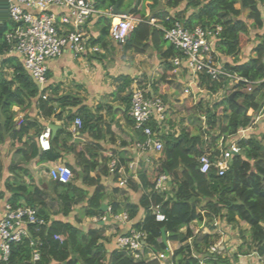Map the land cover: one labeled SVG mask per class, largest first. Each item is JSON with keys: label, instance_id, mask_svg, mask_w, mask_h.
<instances>
[{"label": "trees", "instance_id": "1", "mask_svg": "<svg viewBox=\"0 0 264 264\" xmlns=\"http://www.w3.org/2000/svg\"><path fill=\"white\" fill-rule=\"evenodd\" d=\"M0 3V144L9 138L15 151L10 162V171L20 169L36 159L38 163L53 162L61 157V153L71 151L75 158V166L79 168L73 172V180L69 184L52 182L50 191L55 198L49 197L47 192L36 187L27 188L20 181L19 174L5 182L6 190L11 194L8 202L14 207L27 206L37 211V217L44 221L42 226H28V237L11 245L9 260L6 264H103L106 260V249L99 229L88 233L78 229L75 225L52 219V216L68 218L75 207H80L79 216L75 223L79 224L82 218L102 216L104 214L103 201L105 189L100 184L99 178H92L90 173L98 167L97 155L92 154L88 146L81 148L75 142H70V134L65 131L57 132L50 137V149L42 151L34 138L43 132L36 121L24 120L20 126L14 124V112L12 108L19 106L28 109L31 101L36 99L37 109L47 117L54 112L53 101L50 97L42 100L43 92H39L37 84L23 69L17 57L9 56V45L5 41V35L15 25L11 22L6 11L5 0ZM116 0H97V6L102 7L106 3H115ZM186 2L185 12L177 13L173 17L162 16L163 29L170 28L174 22H179L187 29L195 27L213 28L221 27V33L215 46L216 52L224 58H234L231 63L225 64V69L250 82H258L251 92H247L244 85L239 84L232 98L224 99L212 104L198 102L193 105L189 113L190 121L200 122L202 114L207 117V129L194 125L197 134L182 132L178 137L168 135L164 138L162 159L159 168L154 171V178L142 177L145 186L151 188L155 177L160 173H167L178 182L174 197L163 206L166 221L157 223L154 217L148 213L150 204H158L161 201L155 194L147 199L142 197L138 205L126 202L124 209L130 219L137 216L140 208L146 212L142 223L135 228L143 229L148 235V242L158 251H164L165 246L161 240V229H164L166 239L169 241H184L178 230L191 220L200 218L196 210L203 211L206 218L224 216L230 224L244 222L248 227V247L260 259L264 260V125L256 133L259 125L238 141L241 154L235 156L229 169L219 176L217 170L211 169L207 174H201L197 158L205 151L203 149V135H207L215 142L217 137L234 136L237 130L246 129L252 122V117L247 116L249 110L258 113L264 103V34L257 32L264 30V18L260 7H264V0H169V7H177ZM239 4L240 8H236ZM191 14L185 16L186 11ZM246 11V14L244 12ZM255 32L256 43L253 47V57L247 60H239L238 56L246 46L244 36ZM152 44L167 43L163 39V31L148 23L139 24L124 44L127 49L144 52L146 42ZM178 55L172 46L169 47L166 57ZM11 70L8 73L3 69ZM207 93L213 95L221 89L224 81L212 82L209 78H201ZM128 86L125 83L124 88ZM41 95V96H40ZM60 107L76 106L78 102L69 97L57 99ZM76 118L81 119L80 131L93 133V119L82 111ZM74 118V117H73ZM263 124V123H262ZM219 128V136L213 137L215 127ZM95 135V133H93ZM92 135V136H93ZM97 139L98 136H95ZM86 150V151H85ZM2 165L0 162V179ZM80 181V186L77 184ZM87 188H93L90 193ZM49 193V192H48ZM3 195L0 194V199ZM23 197L24 204H19ZM49 202H55L58 210L51 213ZM111 212L118 214L121 208L118 204H112ZM59 236L61 242L54 239ZM186 238V237H185ZM210 237L202 236L192 241L193 249L204 256L208 255V264H230L227 258L210 256L201 245L208 246ZM242 240L243 237L241 238ZM39 243V260L33 262L30 242ZM207 248V247H206ZM241 248V247H240ZM191 247L188 244L180 246L174 252L173 261L176 264H199V261L191 258ZM236 261L237 256L233 257ZM107 264H159L156 261L134 262L128 254L113 250L108 255Z\"/></svg>", "mask_w": 264, "mask_h": 264}, {"label": "crops", "instance_id": "2", "mask_svg": "<svg viewBox=\"0 0 264 264\" xmlns=\"http://www.w3.org/2000/svg\"><path fill=\"white\" fill-rule=\"evenodd\" d=\"M168 1L116 0L115 3H106L104 6L98 7L97 0H95L97 8L101 11L111 9L113 13L115 11L127 12V14L122 13L117 15H129L147 22L154 20L158 27H162L161 20L163 15L173 17L177 13L183 14L185 12V1L177 7H169L167 5ZM236 8L239 9L240 5L237 4ZM191 12V10L186 11L185 16H188ZM244 14H246V11ZM109 25L110 20L103 15L93 16L88 22L89 47H97L99 52H87L82 57L76 59L70 50L65 49L60 57L48 62L46 83L43 86L42 94L50 97L53 101L54 112L51 116L47 117L37 109L36 99L31 101L28 109L24 110L17 106L12 108L15 114L14 120L21 115L24 116V120L36 121L43 131L46 128L50 129L51 136V126H56L57 129L54 135L59 131H65L70 134L71 143L75 142L81 148L88 146L92 149V154L97 155L96 161L98 167L90 173V176L92 178H99L100 184L105 189L103 205L106 206V211L103 215L111 212L110 206L114 203L120 206L121 211L118 213L120 214L126 212L124 209L126 202L138 205L143 196L150 199L155 194L151 192L152 187H146L142 179L144 175L150 179L154 178L155 161L152 160L150 164H147L142 158L137 156V152L133 148L134 142L143 139L140 132L134 129L129 116V93L134 83L136 81L140 82L141 86L149 88L153 95L159 96L164 101L166 111L171 120L169 121L170 128L177 127L180 134L184 131L191 133V135L197 134L194 125L190 123L189 114L184 113L181 107L184 106L190 113L193 105L198 102L210 104L209 101L200 99L203 97L202 95H200V98L198 96V99H194L182 94L183 88L190 83V77L182 69L178 70L177 74L172 73L170 59L177 55L174 53L173 56L166 57V53L170 47L168 43L153 45L149 40L146 42L147 46L142 53L133 49H127L124 44L114 42L109 37ZM238 59L243 60L241 53ZM225 60L228 59L225 58ZM3 71L8 73V76L11 73V70L7 68H4ZM126 82H128V86L123 89ZM59 97H69L76 100L78 104L62 108L57 102ZM80 111L87 113L93 119L94 129L92 132L95 135L89 131L81 132L80 128L77 129L74 126V121L77 114L80 115ZM202 116L206 115L202 114L200 118ZM190 124L192 128L189 127ZM98 135L99 138L97 139L95 136ZM34 141L37 143V137L34 138ZM162 141L164 143V139ZM6 142L13 148L10 154L11 162L15 149L9 138L3 144ZM113 160L117 161L116 170L125 171L126 174L135 176L134 179L128 181L125 187L119 186V181L123 178L122 173L117 171L110 172V165ZM131 162H137V167L133 172H130L128 169V164ZM59 163L72 167L74 171L79 170L75 166V158L71 151L61 153V157L53 162L38 163L34 159L28 164L20 166L21 171H23L22 173L25 172V175L22 174V176L19 172L20 170H11L8 178L0 180V194L3 195V200L8 201L11 196L5 188L6 180L13 179L17 174L20 175L22 178L20 181L27 188L36 187L44 190V192H47V200L49 197L55 198V195H52L50 191V185L53 181L48 177V171ZM7 168L10 171V164ZM77 184L80 186V181H77ZM87 190L92 193L93 188H87ZM155 196L161 198L160 203L163 206L171 200L170 198L168 201H164L162 195L155 194ZM19 204H24L23 197L20 198ZM149 207L148 213L150 212ZM49 209L52 214L55 213L58 210L56 203L49 202ZM79 209L80 207H75L68 218L52 216V219L69 222L85 233L99 229V234L107 253L103 264H107L110 252L117 250L115 246L116 238L126 233L129 228H135V225L140 224L146 216L145 210L140 208L137 216L134 219H130L129 224L125 226L112 222L106 224L93 222L94 218L97 219L101 216L82 218L81 222L76 224L75 219L79 216ZM199 212H201V209L198 208L196 213L199 214ZM150 214L152 215L151 212ZM199 216L200 218L191 220L178 230V233L184 237V241H169L166 239L165 234L164 242L161 237L165 250L167 247H170L173 250L174 256V252L180 246L188 244L192 248L189 256L199 261V264H208L206 260L209 256H204L193 249L192 241L202 236L210 237V241L222 238L226 251L221 258H227L230 264H260L258 256L249 249L248 244L244 240L238 237V226H243L247 231L249 229L244 222L238 221L234 225L228 223L223 215L218 216L222 220L225 219L226 224L221 221L217 231L215 230L216 228L212 227L211 232H209L212 236H195L190 228H198L203 224V219L211 222V219L206 218V216H203V218L201 214ZM194 222H197V224H194ZM206 247L201 245L203 251L206 250ZM165 250L159 252H165ZM173 256L168 260L170 264H176L173 261ZM235 256H237L236 261L233 259Z\"/></svg>", "mask_w": 264, "mask_h": 264}, {"label": "built area", "instance_id": "3", "mask_svg": "<svg viewBox=\"0 0 264 264\" xmlns=\"http://www.w3.org/2000/svg\"><path fill=\"white\" fill-rule=\"evenodd\" d=\"M6 11L9 19L15 27L6 33L5 41L9 45V56L17 57L23 69L30 75L42 92L46 83L47 64L50 60L62 55L65 49L71 51L74 58H79L87 52H99L97 47H89L90 37L87 32V25L93 16L103 15L110 20L108 34L117 43L125 44L133 31L139 24L148 23L163 31V39L174 48L177 56L170 59L172 73L177 74L178 70H185L190 77V83L182 90L186 97L209 101L210 104L224 99L234 93L239 84L244 85L249 93L258 82H250L225 69V64L231 63L234 58L221 57L215 50L221 27L213 28L195 27L187 29L179 22L168 28L156 26L154 20L149 22L136 19L129 15H117L112 10L101 11L97 8L95 0H5ZM202 76L209 78L212 82L224 81L221 89L211 95L205 90L201 80ZM141 86L136 81L130 90L129 116L133 127L143 136L142 140L134 142L133 148L137 156L144 162L150 164L155 161V170L159 168L162 159L163 141L166 136L178 137L180 135L177 127L170 128V118L166 111L164 101L153 95L149 88ZM43 100L46 96L41 97ZM252 117L250 126L246 129H239L234 136H219V128L216 126L213 137H217L212 143L207 135H203L204 153L197 158L199 172L207 174L215 169L219 176H222L231 164L235 156L241 154L238 141L245 138L253 126L259 122L257 116H253V110L247 112ZM24 116H18L14 120L16 126H20ZM203 129H207V117L200 118ZM81 120L76 118L74 126L81 128ZM163 133H162V132ZM50 129L46 128L37 138L40 150L50 149ZM117 161L113 160L110 165V172L122 173L123 178L119 181L120 187H125L130 179L135 176L126 174L125 171L116 170ZM137 162L128 164V169L133 172ZM129 172V173H130ZM72 170L65 164H56L48 171L51 181L60 184H69L73 180ZM178 182L167 173L158 174L151 188L152 194L162 195L164 201H168L175 194ZM110 211V210H109ZM149 211L152 213L155 222L166 221L163 213V204L151 205ZM203 218V211L199 212ZM144 221V220H143ZM142 221V222H143ZM226 224L225 219L220 217L211 219V222L203 219L198 228H190L195 236L209 235L212 227L219 228L220 222ZM95 223H118L128 225L130 218L127 212L113 214L111 212L93 220ZM141 222V223H142ZM197 224V222H194ZM44 221L37 217L34 208L25 205L14 208L8 201L0 199V264H6L9 260L11 245L20 242L28 237V226H42ZM219 233V232H218ZM217 233V234H218ZM54 239L61 242L59 236ZM40 244L31 241L33 248V262L40 258L38 246ZM118 251L125 252L135 262L156 261L159 264H170L168 260L173 256V250L167 247L165 252L157 251L149 242L146 231L139 228H129L128 231L115 240ZM226 251L223 239H213L206 248V252L214 259L222 257ZM260 264L264 260L258 257ZM202 264V263H200Z\"/></svg>", "mask_w": 264, "mask_h": 264}, {"label": "rangeland", "instance_id": "4", "mask_svg": "<svg viewBox=\"0 0 264 264\" xmlns=\"http://www.w3.org/2000/svg\"><path fill=\"white\" fill-rule=\"evenodd\" d=\"M1 2L2 1H0V3ZM260 11H261L262 17L264 18V7H260ZM257 34H260V35L264 34V30L257 32ZM244 39L246 41V46L242 50L241 54H242L243 60H247L248 58L254 56L253 47L255 46V43H256L255 32L252 31L249 35L244 36ZM17 107L20 108L19 106H17ZM181 109L184 113L189 114L188 109H186L184 106L181 107ZM253 116H257L260 119L258 122L259 128H258V130H256V133H259L260 132L259 130H261L260 127H262L264 125V103H263L262 109L258 113L253 112ZM190 123L193 125L198 124V126L200 128L202 126V124H201V122H199V120L198 121L192 120V121H190ZM191 124L189 127L192 128ZM12 150H13V148L10 147L8 142H6L3 145H0V162L2 165L1 179L8 178L9 177L8 175L11 172V171H9V169L7 167L10 164V154H11ZM19 170H20L19 172L21 173V175L22 174L25 175V172L22 173L23 172V171H21L22 169H19ZM52 210H53V204H52ZM237 232H238L239 239H241L243 237L244 241L248 244V240L250 238H249V235L247 234V230H245L243 226H238Z\"/></svg>", "mask_w": 264, "mask_h": 264}, {"label": "water", "instance_id": "5", "mask_svg": "<svg viewBox=\"0 0 264 264\" xmlns=\"http://www.w3.org/2000/svg\"><path fill=\"white\" fill-rule=\"evenodd\" d=\"M114 13H115V14H122V13H123V14H127V12H117V11H115ZM233 95H234V94H231V95L229 96V98H232ZM56 129H57L56 126H51V131H52V136H51V137H53V135H54ZM102 209H103L104 212H105V211H106V206H103ZM161 237H162L163 241L165 242V233H164V229H161Z\"/></svg>", "mask_w": 264, "mask_h": 264}]
</instances>
